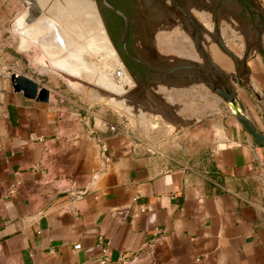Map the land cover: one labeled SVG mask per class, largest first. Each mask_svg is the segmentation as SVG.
I'll use <instances>...</instances> for the list:
<instances>
[{
    "label": "crops",
    "instance_id": "1",
    "mask_svg": "<svg viewBox=\"0 0 264 264\" xmlns=\"http://www.w3.org/2000/svg\"><path fill=\"white\" fill-rule=\"evenodd\" d=\"M255 2L264 9V0ZM28 11L19 19L22 48L39 49L40 60L78 88L83 73L95 75L72 43L81 29L72 30L67 13L56 20L66 50L43 15ZM243 35L229 43L219 30L217 44L206 45L207 63L190 58L218 67L214 82L232 83L264 132V105L250 91L264 95V51L251 46L245 57ZM260 44L264 50L263 35ZM36 81L51 90L49 102L15 92L0 64V264H100L104 255L106 264H264V145L222 97L201 108H218L221 121L209 162L193 168L142 154L74 93ZM133 85L111 92L115 98L101 94L121 108L119 94ZM142 86L161 107L155 119L176 126L174 102Z\"/></svg>",
    "mask_w": 264,
    "mask_h": 264
},
{
    "label": "rangeland",
    "instance_id": "2",
    "mask_svg": "<svg viewBox=\"0 0 264 264\" xmlns=\"http://www.w3.org/2000/svg\"><path fill=\"white\" fill-rule=\"evenodd\" d=\"M94 2L98 11L97 1ZM197 8H190V11L203 29L193 25L191 20H187L185 25L181 16L171 18L170 23H161L153 35L151 44L156 56L170 62L191 60L190 57L193 56L207 63V54L204 53L206 45L211 43L216 45L218 40L214 36L216 23L218 30L224 32L229 43L234 42L233 34L243 39L241 24L229 11H222L219 22H216L210 9ZM258 8L264 14L263 7ZM26 10L24 0H0V64L6 65V71L10 75L12 72H19L48 84L54 91L74 93L82 106L95 110L99 117L108 122L109 127L110 124L115 125L117 130L113 131L129 136L133 144L146 156L164 160L169 165H187L193 168H201L209 162L217 143L218 132L215 126L221 121L217 118L220 112L214 106L208 108V112H201V108L208 103H214V99L220 96L214 91L213 83L206 84L204 81L186 85L144 83L150 84L164 100L174 102L175 110L180 116L176 126L168 123L162 116L158 115V119H155L157 110L161 107L149 103L147 92L142 90L143 84L131 75L133 88L123 96L119 94L118 97L123 102L119 108L101 93L107 91L114 97L111 92H124L126 91L124 84L133 83L126 78L124 84L119 85L109 76L107 69L113 56L104 44L102 35L93 28L84 26L85 18L88 17H85L86 11L68 18L81 29V34L74 31L78 37H73L72 43L82 59L92 66V72H95V75L83 73L84 79H81L78 88L70 83L65 75L44 64L40 60L39 49L21 47L19 19ZM63 22L65 24V21ZM262 35L264 36V29L261 31ZM115 51L121 59L116 48ZM82 80H96L97 84H91L92 88H89ZM190 89L196 90L197 93H188Z\"/></svg>",
    "mask_w": 264,
    "mask_h": 264
},
{
    "label": "water",
    "instance_id": "3",
    "mask_svg": "<svg viewBox=\"0 0 264 264\" xmlns=\"http://www.w3.org/2000/svg\"><path fill=\"white\" fill-rule=\"evenodd\" d=\"M96 1L99 9L98 13L101 18L102 16L100 12V7L109 9L124 18L125 41L129 29V17L121 9L114 6L108 0ZM168 2V0H158L157 3H154L155 6L151 7V9L155 11V14L151 13L152 17H154L151 22V25L149 24L147 17H140L141 15H136L133 20L134 36L135 34L138 35V37L135 38L134 42V45L137 46V53L141 57H143L151 66L157 69L161 70L164 68L168 69L174 66L177 67L173 74H171L170 72L158 73L160 76L166 79L154 78L150 80H154V82L159 83L179 85H186L199 81H205L208 84L213 83L214 91H216L223 98L227 106L230 108L231 112L237 117V119L247 129V131L252 135V137L256 141L264 145V132L258 129L254 119H252L249 113L246 103L238 95L236 87H234L232 83L228 84L226 82H223L220 85L219 83L214 82L220 75L223 74V72L218 67L197 63L191 60H181L174 62L165 61L156 56L155 53L152 51V38L160 24L163 22H167V20L171 18L181 16L176 12V10L170 11L164 8ZM217 3H220L221 6L216 11L214 8ZM202 4L204 5V7L210 9L213 12L216 22H219L220 14L222 11H229L238 20V22L242 26L246 38L245 57L248 56V52L251 46H255L261 52L264 51L260 44L261 31L264 29V15L260 12L255 0H250L249 2H239L236 0H221V2L219 0H203ZM146 10L148 11L147 14L152 11L148 7H146ZM136 59L145 64L142 59ZM163 62L167 63L168 66L164 65ZM10 77L15 92L23 93L26 98L35 99L38 102L50 101L51 90L46 86L41 85L38 81L19 72H12ZM232 81L237 83L236 78H232ZM250 91H252V93L256 96L257 100L264 105V95L258 92L254 87L251 88Z\"/></svg>",
    "mask_w": 264,
    "mask_h": 264
},
{
    "label": "flooded vegetation",
    "instance_id": "4",
    "mask_svg": "<svg viewBox=\"0 0 264 264\" xmlns=\"http://www.w3.org/2000/svg\"><path fill=\"white\" fill-rule=\"evenodd\" d=\"M110 3H112L117 8L121 9L128 17H129V29L126 36V39L124 41V31H125V20L122 16L119 14L100 7L101 16L105 25V28L107 30V33L115 46V48L118 51L119 56L121 57L124 66L128 70V72L131 74L133 78L138 80L141 84L148 83V81H152L154 83V78H162L166 79L162 76H160L158 73H171L173 74L175 70L177 69L176 66L170 67V68H164V69H157L153 66H151L143 57H141L137 53V46L134 45L135 38L138 37V35L135 34L134 36V29H133V20L136 15L140 17H147V20L149 24L151 25V22L154 17H152L151 13L155 14L154 10L151 9V7H154V3H157L158 0H108ZM117 1L118 5H115L113 2ZM157 1V2H156ZM169 2L167 5H165V9L170 11H175L181 15V19L185 25H187V20H191V23L193 25H196L201 30L203 29L202 26L198 24L197 19H195V16L191 13L190 8H202L204 9V5L202 4L203 0H168ZM221 2V0H219ZM239 1L240 0H236ZM94 0H70L69 2L65 3V7H69V10L67 12V15L71 17L73 14H80L82 11H86V15L88 17H91L95 23L96 28L97 21L94 16ZM82 5V6H81ZM121 6V7H120ZM220 3H217L215 6V10L220 8ZM146 7H148L150 11L147 14ZM73 9V10H72ZM81 9V10H80ZM85 15V17H86ZM147 15V16H146ZM166 20V19H164ZM171 19L167 20V23H170ZM73 28L75 25L73 23H69ZM71 27V28H72ZM95 28V27H94ZM116 32V33H115ZM219 30L217 28V23L215 27V37L218 38ZM136 58L142 59L145 64H143L141 61L137 60ZM164 65L168 66L167 63L163 62Z\"/></svg>",
    "mask_w": 264,
    "mask_h": 264
},
{
    "label": "bare ground",
    "instance_id": "5",
    "mask_svg": "<svg viewBox=\"0 0 264 264\" xmlns=\"http://www.w3.org/2000/svg\"><path fill=\"white\" fill-rule=\"evenodd\" d=\"M41 3L44 5L43 10H40V6L36 0H25V3L28 7V10L33 14L34 17L38 15V13L43 15V23L46 24V28L52 31H57L58 33V42L60 47H66L67 50V42L65 38V32L63 28L60 27L58 22L56 20L65 19L66 18V11H65V3L69 2L70 0H40ZM46 6V7H45ZM82 6V5H81ZM35 9V11H33ZM28 11V12H29ZM76 14H73L75 16ZM77 16V15H76ZM87 16V15H86ZM94 16L97 21L96 23L91 17L85 18V27L86 28H93L95 26L96 32L102 35V39L108 50L113 56V59L110 61V67L107 69V72H109V76L112 77L119 85L124 84V79H129L131 83H133L130 73L124 66V63L122 64L121 59L117 56L115 47L112 44V41L107 33V30L105 28V25L102 21V18L100 17L97 8L94 7ZM77 27H72V30L77 31ZM61 40V41H60ZM66 44V45H65ZM62 45V46H61ZM134 84V83H133ZM125 90H129L130 86L128 84H124Z\"/></svg>",
    "mask_w": 264,
    "mask_h": 264
},
{
    "label": "built area",
    "instance_id": "6",
    "mask_svg": "<svg viewBox=\"0 0 264 264\" xmlns=\"http://www.w3.org/2000/svg\"><path fill=\"white\" fill-rule=\"evenodd\" d=\"M110 129H111V130H117V129H116V126L113 125V124H110ZM14 192H15V188L12 187V188L10 189V194H12V193H14ZM106 249H107V247L105 248V252H106ZM107 262H108V256H107V255H104V257L100 260V264H106Z\"/></svg>",
    "mask_w": 264,
    "mask_h": 264
},
{
    "label": "trees",
    "instance_id": "7",
    "mask_svg": "<svg viewBox=\"0 0 264 264\" xmlns=\"http://www.w3.org/2000/svg\"><path fill=\"white\" fill-rule=\"evenodd\" d=\"M241 2H249L250 0H240ZM115 5H118L119 6V4L117 3V1H114L113 2ZM121 7V6H120Z\"/></svg>",
    "mask_w": 264,
    "mask_h": 264
}]
</instances>
